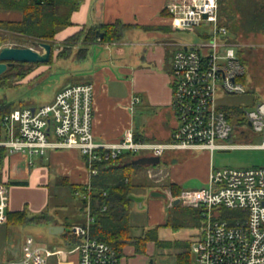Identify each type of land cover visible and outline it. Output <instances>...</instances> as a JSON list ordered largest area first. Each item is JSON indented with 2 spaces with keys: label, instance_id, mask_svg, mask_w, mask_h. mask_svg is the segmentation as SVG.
Listing matches in <instances>:
<instances>
[{
  "label": "built area",
  "instance_id": "obj_1",
  "mask_svg": "<svg viewBox=\"0 0 264 264\" xmlns=\"http://www.w3.org/2000/svg\"><path fill=\"white\" fill-rule=\"evenodd\" d=\"M165 11L172 32L197 36V41L168 44L174 47L170 84L176 121L168 141L136 140L128 129L119 142L97 143L94 84L78 82L57 92L50 103L15 108L0 116V150L45 156L52 150L75 149L86 158L91 178L99 174L100 167L116 163L123 153L147 151L163 157L173 151H210L213 156L216 151L235 148L264 150V102L253 103L245 111L248 125L237 130L219 103L225 93H247L239 80L247 72L241 59L246 45L232 40L228 28L220 23L219 0H169ZM2 48L0 44V51ZM236 134L241 136L238 140H249L252 134L263 140L258 145L230 143ZM84 186L87 193L77 192L76 196L90 203L91 181ZM168 197L170 205L178 198L181 206L198 210L205 221V228L191 243L192 264H264V167H212L204 187ZM89 203L86 222L67 229L73 247L50 248L28 236L20 257L3 264H47L51 256L64 254H76L78 264H127L116 249L92 236ZM8 205L9 187L0 182V224L7 222Z\"/></svg>",
  "mask_w": 264,
  "mask_h": 264
},
{
  "label": "crops",
  "instance_id": "obj_2",
  "mask_svg": "<svg viewBox=\"0 0 264 264\" xmlns=\"http://www.w3.org/2000/svg\"><path fill=\"white\" fill-rule=\"evenodd\" d=\"M168 1L80 0L78 9L72 13L73 25L57 33L55 41L63 43L83 29L120 24L121 40L112 44L98 40L86 44V56L81 59L84 63L74 72L75 75L71 76L79 80L63 85L47 102H52L57 92L70 84L93 83L95 92L93 134L97 143L119 142L128 129H131L135 139L140 141L166 142L170 139L176 121L171 109L170 84L174 47L168 44L176 40L169 26L170 21L163 13ZM142 27L153 28L146 30ZM37 74L38 72L33 70L25 79L32 81ZM19 83L20 81L17 82ZM136 97L139 98V102L134 103ZM240 137L238 134L234 135L235 139H241ZM139 154L123 153L117 164L127 165L139 158L155 157ZM209 155L206 152L197 156L196 152L173 151L161 157L160 164L167 175V183L164 185L166 191L163 190L172 195L170 184L179 185L184 190L181 181L182 171L197 165L202 167L201 180L207 184L213 167L212 159H208ZM134 165L139 166L131 169V181L137 185L135 189L152 187L154 190V185L149 183L147 172L149 167L154 169L161 165L143 166L135 163ZM91 179L86 167V158L75 149L52 150L45 156L11 154L7 150H0V182L7 183L9 187L8 212L11 214L25 212L27 216L23 224L8 221L0 224L2 242L5 246L0 264L20 257L26 238L34 234L33 231L27 230V226H38L36 228L38 235L35 234L37 237H32L42 242L41 232L50 233L51 226H63L66 231L68 225L84 224L86 219L81 223L71 222L70 217L64 216L61 209L66 208L68 203H64V200L69 196L74 199L72 205L77 207L75 209L80 211L84 219L81 205L70 194L69 186H84ZM149 204L154 208L153 200L150 199ZM150 230H154V227L144 231L142 235ZM197 237L186 241L188 247L176 255L175 264H179V255L185 251L193 258L190 247ZM150 242L154 244V241ZM127 247L129 246L125 249ZM129 248L135 250L133 246ZM122 257L125 263L131 264L125 253ZM151 261L154 262L151 259L140 264ZM47 264H78V257L76 254L54 255L48 259Z\"/></svg>",
  "mask_w": 264,
  "mask_h": 264
},
{
  "label": "rangeland",
  "instance_id": "obj_3",
  "mask_svg": "<svg viewBox=\"0 0 264 264\" xmlns=\"http://www.w3.org/2000/svg\"><path fill=\"white\" fill-rule=\"evenodd\" d=\"M21 15L22 14L16 12L0 10V19L4 20L18 21L21 20ZM88 29L80 31L84 34L80 35V39L75 44L73 42L66 43L64 41L63 43H58L54 41L53 60L49 64L27 65L22 69H31L28 71L27 75L33 70H36L38 74L34 80L29 81L28 79H25L26 75L23 80H20L19 84H17L18 81H11L9 86H0V106L6 104H13L15 107H20V105L40 106L49 102L54 93H56V90L63 87V85L73 80H79L77 77L71 78V76L73 74L75 75L74 72H76V70L84 63L81 59L85 57H80L84 53L80 54V51L86 50V56L87 49L86 44L84 43V36ZM172 34L174 35L175 40L185 39L189 41H197V36L189 32L179 31L172 32ZM230 34L232 40L246 45V49L244 48V57L248 64L251 87L255 91V94L246 93L236 95L225 93L219 97V103L223 107H240L243 110L248 111L253 108V103L257 104L259 102H264V34H250L247 37L241 32H232ZM236 35H238L237 38H235ZM18 36H20L21 39L10 37L6 42H0V44L3 47L24 46L31 47L39 51L42 50L37 44V42L40 41L38 38L19 34ZM119 41L102 43L112 44L118 43ZM59 52H63L65 55L57 57ZM76 57H78V59H75ZM14 70L18 72L22 71L21 68L18 67H15ZM247 84L248 81L246 80L245 85ZM262 140L263 138L261 135L252 134L249 140L235 139L230 143L258 145L262 142ZM205 152L210 154L208 159H212V166L216 169H247L253 167H264V150L261 149L235 148L229 151H216L212 157L210 151H197L196 154L197 156H201ZM146 154H148L147 151H142L139 155ZM162 168V165L159 168L154 167V169L153 167H149V171L147 172L150 179L149 183L154 185V190L157 191H164L163 189L166 188L164 185L167 183V175ZM201 172L202 167H199L198 165L183 170L181 181L184 189H199L204 187L206 183L201 180ZM151 188L152 187H146L135 189L133 191V194L135 193L140 197H144L145 200L142 205L133 202L131 236L139 237L144 231L154 227V231L157 233L159 240L167 242V245L158 246V244L154 241V244L151 242L147 244L145 253L135 254V250L129 248L130 246L124 250V253L130 258L131 264H140L144 260L150 261L151 259H153L157 264H175L176 255L186 249V241H191L193 238L199 236V233L201 234L202 230L205 228V221L201 217L199 211L198 213L200 217L197 214L193 215L190 210L191 208L188 209L182 207L180 204L171 206L169 198L151 197ZM172 196L174 195L172 194ZM150 199L155 202L154 208L149 204ZM64 201V203H68L66 208L61 209V212L65 214L64 216H69L71 222L73 223L84 222L88 213L87 209L81 208V211L84 213L83 219L80 211L75 209L77 207L72 205V201H74V199L67 196ZM75 212L77 215H74ZM230 212L233 214L237 213L236 211ZM168 221L172 225H179V227L174 228L166 225ZM30 227L27 226V230L33 231L34 234L32 233V236L37 237L36 235L38 234H36V228L38 226H33L31 229ZM41 233L43 235V238L41 239L43 244L63 250L73 247V242L68 237L67 230L64 233L57 235H52L47 232ZM1 234L2 229H0V257L4 254L5 247L2 242L3 238ZM27 235H29V233ZM189 257L191 260L190 264H192L193 258L190 254Z\"/></svg>",
  "mask_w": 264,
  "mask_h": 264
},
{
  "label": "trees",
  "instance_id": "obj_4",
  "mask_svg": "<svg viewBox=\"0 0 264 264\" xmlns=\"http://www.w3.org/2000/svg\"><path fill=\"white\" fill-rule=\"evenodd\" d=\"M80 0H0V10L11 11L22 14L21 20L12 21L0 19V42H6L8 38L21 39L19 35H28L38 38L37 42L55 43V37L61 30L73 25L71 20L72 13L78 9ZM166 14V11L163 12ZM219 21L226 26L230 33L241 32L244 36L250 34H264V0H219ZM120 24L103 25L91 27L84 36V43L100 40L101 42H112L121 40ZM146 30L153 27H142ZM83 32V31H82ZM76 33L67 38L65 42L74 44L80 39ZM103 34V36H101ZM236 35L235 38H237ZM24 47V46H15ZM246 49V48H245ZM86 51V50H85ZM85 51L80 57H85ZM244 49L241 51V57L247 72L239 80L246 84L248 81L247 93L255 94L251 87V79L248 71V64L244 57ZM54 45L50 62L53 60ZM65 55L59 52L57 57ZM49 62V63H50ZM47 63V64H49ZM31 69L15 71L14 67L9 68L0 77V86H9L11 81H20ZM261 97V96H260ZM13 104L0 106V116L15 109ZM228 121L237 130L248 125L245 110L240 107H222ZM240 132V130H238ZM116 163L109 166L100 167L97 176L91 179L90 203L85 199L76 196L77 192L86 194V186H69L70 194L80 203L81 208L86 209L90 205L93 222L91 224V234L93 237L104 241L116 249L119 254L124 253L126 246H133L135 252L145 253L147 243L155 241L158 246H166L167 242L159 240L157 233L150 230L139 237L131 236L130 214L133 200L129 198L137 187L131 181V169L138 168V165L129 163L121 165ZM174 196H179L181 187L176 184H170ZM106 206V209H103ZM189 209V208H188ZM193 215H199L198 210L190 209ZM200 217V215H199ZM15 218V219H13ZM25 212H8V223L23 224L26 221ZM167 225L174 228L179 225H172L169 221ZM66 230L70 225L66 226ZM188 247V244H186ZM179 264H190L188 251L179 255Z\"/></svg>",
  "mask_w": 264,
  "mask_h": 264
},
{
  "label": "water",
  "instance_id": "obj_5",
  "mask_svg": "<svg viewBox=\"0 0 264 264\" xmlns=\"http://www.w3.org/2000/svg\"><path fill=\"white\" fill-rule=\"evenodd\" d=\"M101 36H103V34H101ZM38 45L42 49L41 51L31 47H3L0 51V77L16 63L28 65L49 63L52 56L53 45L48 42H39ZM249 125L251 124L249 123ZM134 163L143 166H156L161 163V157H143L135 160ZM150 193L151 197L169 198L165 191L152 190ZM129 198L140 205H142L145 200L144 197L134 194H131ZM179 203L180 201L178 198L173 201V205H178ZM49 231L51 234L55 235L62 234L65 231V227L59 225L51 226Z\"/></svg>",
  "mask_w": 264,
  "mask_h": 264
},
{
  "label": "flooded vegetation",
  "instance_id": "obj_6",
  "mask_svg": "<svg viewBox=\"0 0 264 264\" xmlns=\"http://www.w3.org/2000/svg\"><path fill=\"white\" fill-rule=\"evenodd\" d=\"M27 65H28V64H20V63H16L13 67H14V68H15V67H18V68H21V70H22V69L25 68Z\"/></svg>",
  "mask_w": 264,
  "mask_h": 264
}]
</instances>
